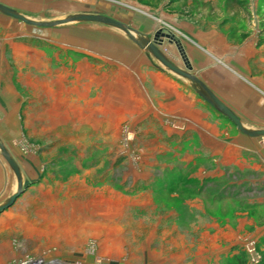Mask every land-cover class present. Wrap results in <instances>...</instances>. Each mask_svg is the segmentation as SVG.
Listing matches in <instances>:
<instances>
[{
    "label": "rangeland",
    "instance_id": "rangeland-1",
    "mask_svg": "<svg viewBox=\"0 0 264 264\" xmlns=\"http://www.w3.org/2000/svg\"><path fill=\"white\" fill-rule=\"evenodd\" d=\"M10 3L35 21L94 14L131 29L134 16L182 15L230 32L229 38L237 41L248 35L250 24L264 27V0ZM169 23H162L163 32L178 35ZM132 34L141 47L123 30L102 23L45 28L12 19V48L0 67V142L20 171L25 162H33L35 180L26 181L21 171L25 190L0 215V264L31 259L157 264L164 255L190 264L198 246L185 254L172 241L179 233L190 239L201 236L213 220L221 224L223 246L236 252L223 264L264 261V240L250 229L252 219L264 225V138H256L248 171L227 167L221 180L209 184L189 178L206 168L198 161L183 163L191 155L189 146L149 145V135L138 133L137 121L117 108L123 97L117 72L132 67L136 59L151 60L183 79L147 52L144 41L151 39L134 30ZM224 119L222 131L231 127V134L248 137ZM0 163L1 205L17 191L18 182L1 150Z\"/></svg>",
    "mask_w": 264,
    "mask_h": 264
},
{
    "label": "crops",
    "instance_id": "crops-1",
    "mask_svg": "<svg viewBox=\"0 0 264 264\" xmlns=\"http://www.w3.org/2000/svg\"><path fill=\"white\" fill-rule=\"evenodd\" d=\"M10 1L0 0V3L16 10ZM133 19L132 30L151 40L156 33L164 31L163 22H170L180 35L175 36L181 41L191 70L180 62L183 57L176 44L165 39L163 46L159 47L161 52L204 84L238 115L245 126L248 125V130H264V27L250 24L248 35L237 41L229 38L230 32H222L198 18L159 13L147 19L141 16ZM11 48L12 18L0 14V67L3 55ZM136 60L132 67L127 70L123 67L117 72L118 87L121 86L123 96L119 101L122 105L117 108L137 121L138 133L144 131L149 135V145L189 146L191 157H184L182 161L187 166L198 161L200 166L206 167L200 168L194 177H189L204 183L221 180L227 167L248 171L250 162L254 160L250 153L258 145L256 138L231 134V127H228V132L222 131L224 117L198 95L197 86L200 85L196 81L180 79L151 60ZM2 86L0 82V101L3 100ZM32 164L25 162L21 167L29 182L35 180ZM0 184L4 187V180ZM202 204L199 199V211L203 210ZM251 224L254 227L250 229H254L256 237L264 240V225L259 226L254 219ZM220 226L218 220L208 221L201 236L198 234L190 239L189 235L179 233L172 242L184 247L185 254L192 252L189 247L198 246V253L192 255L190 264H223L236 252L223 246L226 242L220 240ZM164 258V264H184L181 258L167 259L165 255ZM162 261L157 264H163Z\"/></svg>",
    "mask_w": 264,
    "mask_h": 264
},
{
    "label": "water",
    "instance_id": "water-1",
    "mask_svg": "<svg viewBox=\"0 0 264 264\" xmlns=\"http://www.w3.org/2000/svg\"><path fill=\"white\" fill-rule=\"evenodd\" d=\"M0 14L8 16L28 26L45 27V28H52V27H57L60 25L68 24V23H75V22H82V21L102 23V24L110 25V26L123 30L133 42H135L138 46L141 45L136 40L134 35L132 34V29L129 26H127L121 21H118L116 19H113L107 16L94 15V14H80V15H76L69 19L58 20L55 22H40V21L28 19L26 16L22 15L21 13H18L16 10L8 6H5L1 3H0ZM165 39L168 40L170 43H174L177 45L183 57V60L185 61V65L187 69L191 70V67L188 64L184 50L182 48L181 41L174 34L159 31L158 33H156L152 41L145 40L144 42L147 46V52L151 56H153V58H155L162 66H164L166 69L170 70L171 72L183 78L196 81L202 88V90H197L198 95L204 101H206L209 105H211L216 110H218L219 113L224 118H226L229 122H231L238 129L240 133L248 137H251V138H258V137L264 138V130H259V131L248 130L246 126L243 124V122L241 121V119L238 117V115L234 111H232L228 106H226L218 97H216V95L212 93L204 84L198 81V79H196L189 71H186L178 67L172 61H170L159 49V47L163 46ZM0 150L2 154L4 155L5 159L7 160V162L9 163V165L14 170L17 180H18L17 191L10 197L9 201L0 205V215H1L23 193L26 185L23 184L21 171H20L18 163L16 162L14 158L11 157L8 150L1 142H0Z\"/></svg>",
    "mask_w": 264,
    "mask_h": 264
},
{
    "label": "built area",
    "instance_id": "built-area-1",
    "mask_svg": "<svg viewBox=\"0 0 264 264\" xmlns=\"http://www.w3.org/2000/svg\"><path fill=\"white\" fill-rule=\"evenodd\" d=\"M21 264H62L59 261H52L51 263L45 262L44 259H31Z\"/></svg>",
    "mask_w": 264,
    "mask_h": 264
},
{
    "label": "trees",
    "instance_id": "trees-1",
    "mask_svg": "<svg viewBox=\"0 0 264 264\" xmlns=\"http://www.w3.org/2000/svg\"><path fill=\"white\" fill-rule=\"evenodd\" d=\"M260 264H264V261H262Z\"/></svg>",
    "mask_w": 264,
    "mask_h": 264
}]
</instances>
